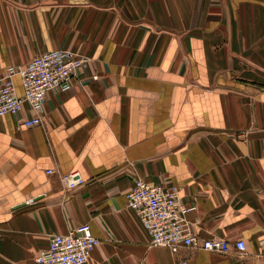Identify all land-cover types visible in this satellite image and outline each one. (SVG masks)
<instances>
[{
    "label": "crops",
    "instance_id": "1",
    "mask_svg": "<svg viewBox=\"0 0 264 264\" xmlns=\"http://www.w3.org/2000/svg\"><path fill=\"white\" fill-rule=\"evenodd\" d=\"M59 48L89 56L80 80L38 125L27 104L0 117V264L85 223L83 264H264V0H0V74ZM135 177L176 184L199 237L246 252L151 245Z\"/></svg>",
    "mask_w": 264,
    "mask_h": 264
},
{
    "label": "built area",
    "instance_id": "2",
    "mask_svg": "<svg viewBox=\"0 0 264 264\" xmlns=\"http://www.w3.org/2000/svg\"><path fill=\"white\" fill-rule=\"evenodd\" d=\"M88 61L89 56L83 53L59 48L38 53L22 65L7 67L0 74V117L17 115L23 104H27L31 117L21 123L28 127L40 124L46 94L52 90H69L80 80V70ZM15 74L20 77V95L13 81ZM51 172L52 169L47 170ZM61 180L68 189L84 183L78 171L61 174ZM125 198L127 207L135 212L153 246H165L174 253L182 247L217 253L246 252L243 239L199 237L188 218L196 207L184 202L176 184L149 183L135 177ZM99 243V238L85 223L63 233L51 234L47 245L34 259L39 264H83Z\"/></svg>",
    "mask_w": 264,
    "mask_h": 264
}]
</instances>
